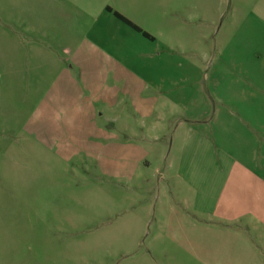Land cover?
Listing matches in <instances>:
<instances>
[{
	"label": "rangeland",
	"instance_id": "obj_1",
	"mask_svg": "<svg viewBox=\"0 0 264 264\" xmlns=\"http://www.w3.org/2000/svg\"><path fill=\"white\" fill-rule=\"evenodd\" d=\"M77 2L0 0V264H199L204 155H264V0Z\"/></svg>",
	"mask_w": 264,
	"mask_h": 264
},
{
	"label": "crops",
	"instance_id": "obj_2",
	"mask_svg": "<svg viewBox=\"0 0 264 264\" xmlns=\"http://www.w3.org/2000/svg\"><path fill=\"white\" fill-rule=\"evenodd\" d=\"M106 12L114 17L116 11ZM194 136L184 137L180 160L201 149L212 152L207 138ZM217 150L218 155H204L203 169L210 176L207 184L202 183L214 188L216 196L208 208L206 197L196 201L204 203L198 208L186 201L192 215L195 211L203 218L201 225L178 221L184 229L183 247L199 264H264V155H221ZM181 175H192L191 167L177 169L176 176ZM210 222L216 225L209 227Z\"/></svg>",
	"mask_w": 264,
	"mask_h": 264
},
{
	"label": "trees",
	"instance_id": "obj_3",
	"mask_svg": "<svg viewBox=\"0 0 264 264\" xmlns=\"http://www.w3.org/2000/svg\"><path fill=\"white\" fill-rule=\"evenodd\" d=\"M108 12H111L110 9H106ZM113 15L115 18H117L118 20H120L122 23L126 24L127 26H129L131 29H133L134 31L140 33L143 37L152 40V38L145 32L141 31L138 27H136L135 25H133L131 22H129L127 19H125L124 17H122L121 15H119L116 12H113Z\"/></svg>",
	"mask_w": 264,
	"mask_h": 264
}]
</instances>
